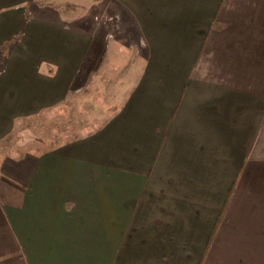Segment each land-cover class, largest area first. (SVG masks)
<instances>
[{
	"label": "crops",
	"instance_id": "0c3cea01",
	"mask_svg": "<svg viewBox=\"0 0 264 264\" xmlns=\"http://www.w3.org/2000/svg\"><path fill=\"white\" fill-rule=\"evenodd\" d=\"M105 74L95 131L0 151V264H264V0H0V144Z\"/></svg>",
	"mask_w": 264,
	"mask_h": 264
},
{
	"label": "rangeland",
	"instance_id": "374dc122",
	"mask_svg": "<svg viewBox=\"0 0 264 264\" xmlns=\"http://www.w3.org/2000/svg\"><path fill=\"white\" fill-rule=\"evenodd\" d=\"M96 83L97 94L82 91L72 96L57 108L42 112L24 120L17 131L0 144V151L6 155H22L28 151L48 149L67 140L86 136L96 130L105 112L116 109L112 104L117 99L122 80H112L102 75ZM91 95H95L94 98ZM103 116V117H102Z\"/></svg>",
	"mask_w": 264,
	"mask_h": 264
}]
</instances>
